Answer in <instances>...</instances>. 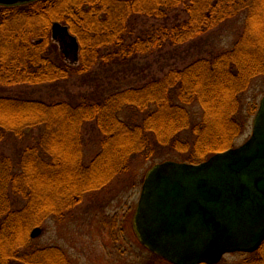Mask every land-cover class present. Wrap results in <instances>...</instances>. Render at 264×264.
I'll list each match as a JSON object with an SVG mask.
<instances>
[{
	"label": "trees",
	"instance_id": "16d2710c",
	"mask_svg": "<svg viewBox=\"0 0 264 264\" xmlns=\"http://www.w3.org/2000/svg\"><path fill=\"white\" fill-rule=\"evenodd\" d=\"M241 11L244 28L231 48L141 85L68 100L3 92L87 79L99 65L124 68L167 41L196 39ZM182 13L187 17L181 19ZM262 26L264 0L0 5V143L13 141L16 152L0 151V264H73L60 246L37 244L44 223L61 221L86 194L108 187L136 155L165 161L169 157L160 150L169 149L188 152L181 161L198 163L235 147L249 120L242 96L264 76ZM58 39L77 51L78 64L66 60ZM194 106L200 108L198 120ZM257 109L252 107L250 115ZM89 123L102 133L91 159L84 145ZM27 140L33 144L25 146ZM241 264H264V243Z\"/></svg>",
	"mask_w": 264,
	"mask_h": 264
},
{
	"label": "rangeland",
	"instance_id": "374dc122",
	"mask_svg": "<svg viewBox=\"0 0 264 264\" xmlns=\"http://www.w3.org/2000/svg\"><path fill=\"white\" fill-rule=\"evenodd\" d=\"M245 16L246 12L241 11L239 15L221 22L212 30L187 43L174 45L167 41L162 48L137 57L132 60V64L124 68L115 64L99 65L91 71L87 79L78 77L56 84L16 86L3 92L68 100L70 97H78L98 89L108 93L114 88L141 85L165 75L172 68H183L196 59L212 57L219 51L231 48L243 31ZM185 17L186 14L182 13L181 19ZM259 32L264 33V26L259 28ZM57 42L65 50L66 60L70 64H78L77 51L59 39ZM263 95L264 76H260L242 96L243 111L249 115V120L244 133L237 138L236 145L243 143L251 135L254 114L250 115V111L254 106L259 107ZM193 112L198 120L200 108L194 106ZM135 115L137 114L131 113L130 116ZM190 138L192 136L185 140L190 141ZM101 140L102 133L99 128L94 123L87 124L84 129L87 159H91L99 151ZM12 142L0 143V151L5 149L12 154L15 151L12 150ZM32 144V140L25 142V146ZM160 151L165 157H169L168 159L176 161L188 154L169 149ZM155 161L161 160L136 155L129 169L117 176L108 187L86 194L83 201L61 221L54 218L46 221L41 235L36 240L37 244L62 247L73 264H169L150 253L141 243L135 228V215L142 186ZM42 195L48 197L49 194L44 192ZM17 202V205L22 203L20 200ZM249 255L241 252L228 253L217 264H241Z\"/></svg>",
	"mask_w": 264,
	"mask_h": 264
},
{
	"label": "water",
	"instance_id": "95a60500",
	"mask_svg": "<svg viewBox=\"0 0 264 264\" xmlns=\"http://www.w3.org/2000/svg\"><path fill=\"white\" fill-rule=\"evenodd\" d=\"M135 227L142 244L172 264H217L227 253H253L262 246L264 96L241 145L200 163L166 160L149 170Z\"/></svg>",
	"mask_w": 264,
	"mask_h": 264
},
{
	"label": "flooded vegetation",
	"instance_id": "af4514ba",
	"mask_svg": "<svg viewBox=\"0 0 264 264\" xmlns=\"http://www.w3.org/2000/svg\"><path fill=\"white\" fill-rule=\"evenodd\" d=\"M125 217H127V215H126ZM125 217H124V218H125ZM119 237H120L119 234H117V238H119ZM150 253H151V252H150Z\"/></svg>",
	"mask_w": 264,
	"mask_h": 264
}]
</instances>
